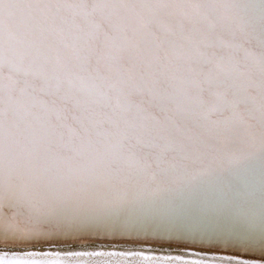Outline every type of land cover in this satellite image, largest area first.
Returning <instances> with one entry per match:
<instances>
[{"label":"snow or ice","instance_id":"snow-or-ice-1","mask_svg":"<svg viewBox=\"0 0 264 264\" xmlns=\"http://www.w3.org/2000/svg\"><path fill=\"white\" fill-rule=\"evenodd\" d=\"M0 249L264 264V0H0Z\"/></svg>","mask_w":264,"mask_h":264},{"label":"bare ground","instance_id":"bare-ground-1","mask_svg":"<svg viewBox=\"0 0 264 264\" xmlns=\"http://www.w3.org/2000/svg\"><path fill=\"white\" fill-rule=\"evenodd\" d=\"M163 244V245H160ZM182 245L168 244V243H150L144 244L142 242H132L123 240H97L94 243L89 244H71L59 249H51L52 251H133V252H145L150 253L155 257H161L166 255H185L186 253L180 251ZM4 249H0L3 251ZM14 251H24L27 249H13ZM45 250V249H40ZM199 250V249H198ZM80 260L88 261L89 264L97 260L109 261L111 264H116L117 261L126 262V264H149V262L143 261L142 257H80Z\"/></svg>","mask_w":264,"mask_h":264},{"label":"water","instance_id":"water-1","mask_svg":"<svg viewBox=\"0 0 264 264\" xmlns=\"http://www.w3.org/2000/svg\"><path fill=\"white\" fill-rule=\"evenodd\" d=\"M160 245H163V244H160Z\"/></svg>","mask_w":264,"mask_h":264}]
</instances>
